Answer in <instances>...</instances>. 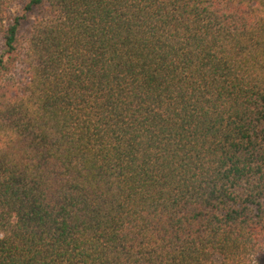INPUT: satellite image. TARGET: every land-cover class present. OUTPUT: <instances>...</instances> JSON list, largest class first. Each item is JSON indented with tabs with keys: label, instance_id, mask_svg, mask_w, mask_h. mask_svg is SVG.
I'll list each match as a JSON object with an SVG mask.
<instances>
[{
	"label": "trees",
	"instance_id": "trees-1",
	"mask_svg": "<svg viewBox=\"0 0 264 264\" xmlns=\"http://www.w3.org/2000/svg\"><path fill=\"white\" fill-rule=\"evenodd\" d=\"M22 3L0 0V264H254L264 0Z\"/></svg>",
	"mask_w": 264,
	"mask_h": 264
},
{
	"label": "rangeland",
	"instance_id": "rangeland-1",
	"mask_svg": "<svg viewBox=\"0 0 264 264\" xmlns=\"http://www.w3.org/2000/svg\"><path fill=\"white\" fill-rule=\"evenodd\" d=\"M27 2V0H23L22 4H18L13 8V11L16 12L17 14H22L23 13V5L24 3ZM36 13L32 14L28 17L27 21L24 23L23 28H22V33H27L30 31L31 26L33 25L35 21ZM5 53V44L3 40H0V57ZM254 264H264V253L259 256Z\"/></svg>",
	"mask_w": 264,
	"mask_h": 264
}]
</instances>
